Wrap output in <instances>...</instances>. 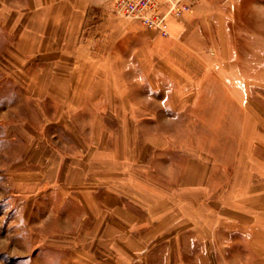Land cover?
<instances>
[{
    "label": "crops",
    "instance_id": "obj_1",
    "mask_svg": "<svg viewBox=\"0 0 264 264\" xmlns=\"http://www.w3.org/2000/svg\"><path fill=\"white\" fill-rule=\"evenodd\" d=\"M5 6L2 55L24 75L17 84L52 107L42 140L24 143L33 168L18 185L74 219L51 233L78 238L42 242L39 264H226L238 246L264 253V115L252 112L249 77L208 43L214 3L170 18L168 35L118 19L105 0ZM141 122L157 129L141 133Z\"/></svg>",
    "mask_w": 264,
    "mask_h": 264
},
{
    "label": "rangeland",
    "instance_id": "obj_2",
    "mask_svg": "<svg viewBox=\"0 0 264 264\" xmlns=\"http://www.w3.org/2000/svg\"><path fill=\"white\" fill-rule=\"evenodd\" d=\"M16 1L19 0H0V264H39V259L47 252V249H43L44 245L41 246L42 242L72 244L78 238L74 233L59 232L61 226H73L75 221L62 219L64 214L52 209V204L56 202L48 200L44 204V197L40 192H34V186L29 190L19 186L30 178L28 168H33L30 164H24L25 160L22 161L26 156L24 143L28 139L42 140L41 135L46 129L41 116L45 115V108L51 115L52 107H41L36 98L37 91H26L17 84L24 75L18 73V67L13 66L16 64L9 57L2 55L9 42V35L1 20L2 7ZM112 1L105 0V3L113 16L132 21L118 15ZM202 2L215 5L213 10L206 12L211 15L212 21L203 22L202 27L206 30L208 43L214 45V50L227 52V57L220 58V61H225V64L235 67L236 72L249 77L252 112L264 115V0ZM92 17L91 14L90 19ZM169 124L160 123L163 129L169 128ZM138 126L141 133L157 129L148 122H141ZM163 171L156 170L154 174L165 176ZM49 194L50 191H47V199L52 195ZM51 212L55 213V219L50 217ZM58 225H61L60 229L51 233V227ZM238 247L224 254L226 264H231L229 252L236 255L235 264H252L258 258L264 259L262 251L260 255L258 251L252 257L241 246Z\"/></svg>",
    "mask_w": 264,
    "mask_h": 264
},
{
    "label": "built area",
    "instance_id": "obj_3",
    "mask_svg": "<svg viewBox=\"0 0 264 264\" xmlns=\"http://www.w3.org/2000/svg\"><path fill=\"white\" fill-rule=\"evenodd\" d=\"M200 0H113L115 12L144 27L168 35V22L192 10Z\"/></svg>",
    "mask_w": 264,
    "mask_h": 264
}]
</instances>
